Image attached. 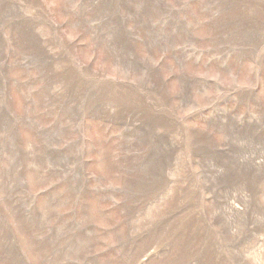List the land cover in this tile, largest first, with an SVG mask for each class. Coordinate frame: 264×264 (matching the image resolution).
Segmentation results:
<instances>
[{
	"label": "rangeland",
	"instance_id": "rangeland-1",
	"mask_svg": "<svg viewBox=\"0 0 264 264\" xmlns=\"http://www.w3.org/2000/svg\"><path fill=\"white\" fill-rule=\"evenodd\" d=\"M0 264H264V0H0Z\"/></svg>",
	"mask_w": 264,
	"mask_h": 264
}]
</instances>
